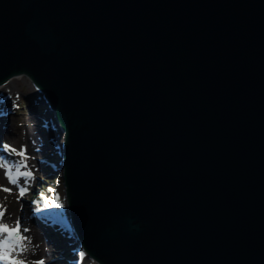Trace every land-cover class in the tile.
I'll list each match as a JSON object with an SVG mask.
<instances>
[{
    "label": "water",
    "instance_id": "water-1",
    "mask_svg": "<svg viewBox=\"0 0 264 264\" xmlns=\"http://www.w3.org/2000/svg\"><path fill=\"white\" fill-rule=\"evenodd\" d=\"M19 74L88 257L264 264V0H0Z\"/></svg>",
    "mask_w": 264,
    "mask_h": 264
},
{
    "label": "rangeland",
    "instance_id": "rangeland-1",
    "mask_svg": "<svg viewBox=\"0 0 264 264\" xmlns=\"http://www.w3.org/2000/svg\"><path fill=\"white\" fill-rule=\"evenodd\" d=\"M10 86L12 89V91H11L12 95L11 96H13V97L16 96V99H15L13 104L17 105V103L21 102L23 94H26V92H28L33 87V84L31 83V80H28V78L26 76H21L17 79H14L13 82L10 83ZM13 97H12V99H13ZM5 101H6V99H5ZM14 110L15 111L13 112V114L8 115V117L5 119L7 121V123H12V125H15L14 130H13L14 132H11L8 135H6V134L4 135L5 139L7 138V140H8L7 142L9 145H11L12 142L16 143V141L18 144H20L22 142L21 139H19V137L22 134H24L26 127L30 128L32 133H35L36 131L39 130V127L34 123L35 118L30 117V115L28 114V111H27L28 109L25 108V105L22 104L21 108H17V109L15 108ZM52 115H53V111L51 113V116ZM54 121H55V119H54ZM38 122H39V120L37 121V123ZM57 125H58V123H57ZM31 132H30V136H32ZM55 135H57L56 140L59 143L63 141L62 139H63L64 135H63V131L61 129H60L59 133H57ZM11 147H12V145H11ZM46 151H47L46 153H48V152H51L52 150H51V148H47ZM37 156H39V153H36V155L34 154L32 156L33 160H34V157H37ZM54 160L57 163V161H59L60 159H59V157H57V159H54ZM48 171H50V170H48ZM48 171H47V174L43 175V173H41V171L36 170L37 174L35 175L36 178H34L33 186H30L28 193L25 196H22L21 198L19 197V193L17 192V188L13 184H11V185L7 184V182L5 180V174L4 173L1 174V175H3V178H2V181L0 180V187H1V182H3L2 184L6 185L8 187V189H10L9 192H7V194H4L5 199L2 198L3 205H5L4 208L6 207V205L8 206V202H10L11 204H14L15 206L18 205V206H16V207H18L17 208L18 210L15 212L17 214H14L13 216L6 215L4 217L6 224H9V226H11L13 224V222H15V220L19 219L20 216H24L25 212H27L30 207L34 206L33 205V204H35V199H33V192H34L33 190L34 189H38V192H37V194H38L42 189V188L40 189V187L45 188L46 186L53 185L52 187L56 189L59 196L61 197L63 195L64 188H63V185L61 184V179H59L61 177V172H62L61 167H58V170L54 171V173L51 177L48 175ZM55 177H57L58 180H55L52 182V179H54ZM38 178H40L41 182L37 180ZM6 197H7V199H6ZM5 223L2 222V224H5ZM31 230H35V229L33 228ZM43 247H45V246H43ZM46 249H47L48 255L46 258L43 259V261L42 260H40V261H42L44 264H66V262H64V261L62 262L60 260L53 261V263L48 262L51 259H53V255L57 256L58 253L53 252V250L48 248V246H46ZM40 261L38 260V262H40ZM38 262H37V264H38Z\"/></svg>",
    "mask_w": 264,
    "mask_h": 264
},
{
    "label": "bare ground",
    "instance_id": "bare-ground-1",
    "mask_svg": "<svg viewBox=\"0 0 264 264\" xmlns=\"http://www.w3.org/2000/svg\"><path fill=\"white\" fill-rule=\"evenodd\" d=\"M21 76H25V75H20V74L15 75L14 77H12L8 81H6L4 84L0 85V91L2 92V97H4V94L6 95V93L11 94L12 89H11L10 83L13 82L14 79H17ZM5 99L7 101L8 97L5 96L4 100ZM7 126H8V129L11 130V132H14L13 130H14L15 125H12V123H9ZM30 132H31V129L26 127L24 134H22L19 137V139H21L22 142L20 144H18L17 141H16V143H13V142L11 143L12 147H14L16 152L22 151L21 147L23 146L25 148V153H28V155H29V157H27V160H23V162L25 164H27V168L19 167V165H20L19 161L17 163L14 162L16 167L14 166V168H13L14 171H12V173L16 172L17 168H19V171H21V172H25V171L34 172V170H35L36 164L34 161H37L39 156L34 157V160H33L32 156L34 154L36 155V153H34L35 152L34 148L36 146H38L39 144H41L40 140L42 139L41 138L42 135L39 137L38 133H36V132L32 133L31 132L32 136H30ZM6 135H8V134H6ZM0 164H2V161H0ZM4 168H5V166L0 167V180L1 181L3 178V175H1V174H3V173L5 174ZM5 180H6L7 184L11 185V183L7 179V175H5ZM17 182L24 184L26 187L30 181L27 182L26 179L20 178V179H17ZM2 183L3 182H1L0 195H1V198L5 199L4 194H7V192L3 191V189H5L7 186L3 185ZM7 189H8V187H7ZM6 199H7V197H6ZM16 206H18V205H16ZM16 206L14 204H11L10 202H8V206L6 205V207L4 208L5 210L3 211V214L8 215V216L9 215L13 216L14 214H17V213H15L18 210L17 209L18 207H16ZM22 222H26V219L25 218L22 219ZM16 224L17 223L12 224L11 226L15 227ZM1 226H7L8 228L10 227L9 224H6V223L5 224L1 223ZM38 228H36L35 230H31L29 242H27L28 244L22 245L21 249H19V252H17V248H14V247L11 249L3 248V242L4 241L2 239H0V254H3L4 252H8L10 254V256L13 257L14 260L21 261L22 264H37L38 260L40 261V260H43L44 258L47 257L48 254H47L46 246H48V248L53 250V252H55V253L57 251H59L57 249V247L54 246L53 243L50 245L46 242L45 239H43L41 227L38 226ZM43 246H45V247H43ZM20 256H23L24 261L20 260ZM82 260L83 261L81 264H99V263H96V261L94 259H89L87 256L84 257Z\"/></svg>",
    "mask_w": 264,
    "mask_h": 264
},
{
    "label": "snow or ice",
    "instance_id": "snow-or-ice-1",
    "mask_svg": "<svg viewBox=\"0 0 264 264\" xmlns=\"http://www.w3.org/2000/svg\"><path fill=\"white\" fill-rule=\"evenodd\" d=\"M4 147L8 148V146H6V145ZM10 151L16 152L15 149H10ZM16 154L20 155L25 160L27 159V156L25 155L24 151L17 152ZM0 167H4V165L0 164ZM19 167L27 168V164H25L22 160ZM17 176H23V177H26L28 179H31L32 173L30 171L20 172L19 168H17L16 175L7 174V179L9 180V182L11 184L15 185L17 183ZM3 191L8 192L9 189L5 188V189H3ZM25 192H26V190L24 188H20V192H19L20 196L25 195ZM55 206L56 207H62V205H60L59 203H57ZM2 215H3V213L0 212V216H2ZM0 233H7L8 234V239L3 242V248H5V249L13 248L14 245H18L20 240L22 239V237H20V235H19V226H17V228L15 230H11L7 226H0ZM81 255H83V253H81ZM0 261H5V262H7V264H22L21 261L10 259L8 252H4L2 255H0ZM38 264H43V262L40 261V262H38Z\"/></svg>",
    "mask_w": 264,
    "mask_h": 264
}]
</instances>
